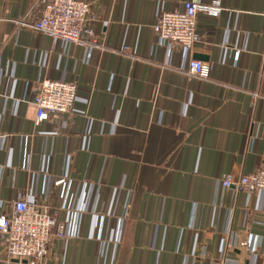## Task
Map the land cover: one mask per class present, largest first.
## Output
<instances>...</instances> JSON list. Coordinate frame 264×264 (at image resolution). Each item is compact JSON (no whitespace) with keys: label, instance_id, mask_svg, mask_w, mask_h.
Returning a JSON list of instances; mask_svg holds the SVG:
<instances>
[{"label":"crops","instance_id":"crops-1","mask_svg":"<svg viewBox=\"0 0 264 264\" xmlns=\"http://www.w3.org/2000/svg\"><path fill=\"white\" fill-rule=\"evenodd\" d=\"M86 1L92 48L31 30L39 0H0V213L57 211L65 237L37 264H264V191L221 185L264 169V0L197 13L204 77L152 28L186 0ZM44 78L77 94L37 122L23 82ZM4 242L0 264H25Z\"/></svg>","mask_w":264,"mask_h":264},{"label":"built area","instance_id":"built-area-1","mask_svg":"<svg viewBox=\"0 0 264 264\" xmlns=\"http://www.w3.org/2000/svg\"><path fill=\"white\" fill-rule=\"evenodd\" d=\"M38 17L28 24L31 30L63 43H79L92 48L96 40L91 36L90 23L94 20L91 5L86 0H39ZM223 8L220 1L211 4L200 0H186L182 9L166 11L158 8L152 28L157 42L175 46L182 52V66L189 75L204 77V65L190 57L193 44L198 40L197 13L217 16ZM77 94L74 81L44 78L32 88L23 82L22 101L35 110L37 122L70 112ZM223 188L234 186L251 195L264 191V169L259 168L238 178L228 173L221 179ZM0 235L5 238L9 258L37 264L48 252L50 244L65 237V224L57 218V211L39 202L28 203L22 198L12 202L8 212L0 213ZM247 243V242H246ZM212 264H221L214 262ZM243 264V263H242Z\"/></svg>","mask_w":264,"mask_h":264}]
</instances>
